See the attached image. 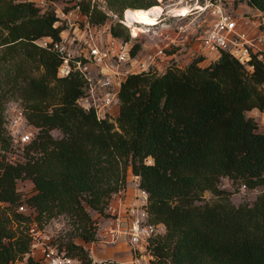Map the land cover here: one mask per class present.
I'll use <instances>...</instances> for the list:
<instances>
[{"label": "trees", "instance_id": "16d2710c", "mask_svg": "<svg viewBox=\"0 0 264 264\" xmlns=\"http://www.w3.org/2000/svg\"><path fill=\"white\" fill-rule=\"evenodd\" d=\"M246 1L264 12V0ZM104 3L105 10L81 0L80 11L100 26L112 13L121 18L127 8L159 2ZM65 28L54 9L0 0V264L29 252L31 223L42 226L59 216L69 226L52 240L59 250L83 264H117L93 262L82 243L98 240L99 218L90 211L110 216L108 205L125 188L128 171L147 193L149 222L165 228L150 240L151 264H264V128L257 131L246 115L264 110L263 62L242 63L221 52L206 65L197 56L183 67L129 73L118 87L112 122L78 103L86 80L77 71L59 76L60 57L41 44L59 41ZM108 32L130 39L119 20ZM139 49L134 43L130 56ZM11 101L36 131L17 162L6 157ZM222 178L263 189L252 203L235 205L219 186ZM19 180L32 183L30 194L17 188Z\"/></svg>", "mask_w": 264, "mask_h": 264}, {"label": "built area", "instance_id": "2783aa9c", "mask_svg": "<svg viewBox=\"0 0 264 264\" xmlns=\"http://www.w3.org/2000/svg\"><path fill=\"white\" fill-rule=\"evenodd\" d=\"M80 1L73 0L66 9L63 7L56 13L59 21L66 25L61 39L50 44V39L46 38L41 44L49 46L60 57L59 76L77 71L86 80L85 93L78 99V103L84 108H92L98 119L107 118L112 107L118 104L117 91L122 79L129 73L146 70L143 64L142 70L123 69L127 62L133 60L129 43L110 36L109 32L102 36L97 26L91 24L81 13ZM89 1L105 10L104 0ZM188 1H191L189 5ZM234 2L235 0H186L189 9L204 16L206 29L200 36V48L210 62L221 52H226L242 63L255 59L264 64V22L259 20L261 13L240 12L234 8ZM246 6L255 9L247 1ZM191 10L187 14H177V17L186 18ZM69 28L74 29V34H65ZM186 29V25L177 26V35L185 33ZM7 113V128L12 142L20 146L28 143L34 136L32 129L35 128L26 124L19 106H9ZM136 186L138 187V183ZM137 190L139 197L134 202L120 203V207L111 209L112 220L104 229L105 239L109 243H115L122 236L126 237L130 246L131 264H151L155 257L150 249V240L162 235L165 228L161 223L149 222L147 193L139 187ZM23 210L25 208L20 206L19 211ZM28 235L29 252L15 258L10 264H30L29 258L33 264H83L81 260L59 250L36 223L30 224Z\"/></svg>", "mask_w": 264, "mask_h": 264}, {"label": "rangeland", "instance_id": "374dc122", "mask_svg": "<svg viewBox=\"0 0 264 264\" xmlns=\"http://www.w3.org/2000/svg\"><path fill=\"white\" fill-rule=\"evenodd\" d=\"M25 1V0H20ZM34 1L42 10L46 8L54 9L56 13L60 12L65 6L70 5L73 0H32ZM158 5L163 9L160 17L158 18V24L155 25H135L140 27L143 32L138 31L136 35H133V28L128 26L123 22L122 17L119 18L115 14L110 15V19L103 25L97 26L99 33L104 36L108 32V26L111 22L119 20L126 28L130 39L127 41L131 47L134 43L140 44V49L137 54L132 57L131 62H127L123 69L131 68V70H142L141 66L144 65L145 70H156L157 72H163L164 69L171 63H175L179 67L185 66L193 58L197 56H203V61L201 65H206L210 61L204 55V52L200 48V36L204 34L206 29L205 22L203 20L204 16L199 15L195 10H191L190 14L186 18H180L175 15L178 9H189L186 6V0H158ZM191 1H188L189 5ZM228 5V4H227ZM234 8L238 11H249V13H258L260 10L256 11L246 6V0H235L233 3ZM186 6V7H183ZM124 13V12H123ZM259 20L264 22V12L260 11ZM73 20V19H72ZM180 24L186 25V32L177 35V26ZM76 30V29H75ZM74 34V29L69 28L65 31V34ZM208 57V56H207ZM17 105V102H10L8 105ZM118 112V104L114 105L110 111L111 114L107 115L109 121L115 122V117ZM247 116L252 117L258 125L257 131H262L264 128V110H259L253 108L246 112ZM32 129V128H31ZM34 131V135L36 131ZM54 137H60L61 133L54 129L51 131ZM25 145V144H24ZM24 145H16L12 142L11 148L6 152V157L12 161L17 162L23 159V149ZM127 174L126 186L123 190L119 191L123 193L127 191L128 194L135 195L134 197H139L137 186L133 176ZM221 188L231 192L230 200L235 205L241 202L252 203L256 196L262 191V186H257L253 189H248L247 187L233 183L227 178H222L220 185ZM17 188L25 194H30L32 189V183L29 180H19L17 182ZM117 192V194L119 193ZM204 197L207 200H212L213 196L209 191L204 193ZM112 199V198H111ZM28 213L29 210H23ZM94 218H99V223L101 222V217L94 211H90ZM32 224V223H31ZM42 233L48 235L53 241L58 240L63 237V235L69 229L66 219L62 216L54 218L49 222L38 226ZM90 255V252H89Z\"/></svg>", "mask_w": 264, "mask_h": 264}, {"label": "crops", "instance_id": "0c3cea01", "mask_svg": "<svg viewBox=\"0 0 264 264\" xmlns=\"http://www.w3.org/2000/svg\"><path fill=\"white\" fill-rule=\"evenodd\" d=\"M131 175V173L129 172ZM132 176V175H131ZM135 184L137 183L136 178ZM135 195L128 194L127 191L123 193L119 192L118 194H114L110 203L109 209L107 212L111 214L112 208L120 207V203H131L135 201ZM112 217L101 218V222L99 223V231H98V240L92 243H82L78 241V243H82L83 246L88 249L90 252V256L93 262H100L103 260H111L115 261L117 264H131V253L130 246L128 244V240L126 237L122 236L117 242L109 243L106 241L104 229L109 225Z\"/></svg>", "mask_w": 264, "mask_h": 264}, {"label": "bare ground", "instance_id": "6f19581e", "mask_svg": "<svg viewBox=\"0 0 264 264\" xmlns=\"http://www.w3.org/2000/svg\"><path fill=\"white\" fill-rule=\"evenodd\" d=\"M186 7V6H183ZM188 8V7H187ZM197 8V7H196ZM189 9V8H188ZM191 9H189L190 11ZM163 9L161 6L154 5L147 9H131L127 8L123 13V22L133 28V35H136L138 31L143 32L140 27L135 25H155L158 24V18L160 17ZM187 9H178L175 15L187 14Z\"/></svg>", "mask_w": 264, "mask_h": 264}]
</instances>
